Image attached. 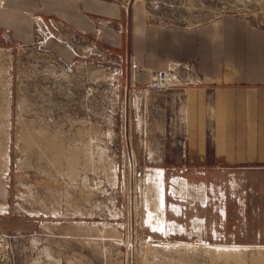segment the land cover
Listing matches in <instances>:
<instances>
[{"label":"rangeland","instance_id":"1","mask_svg":"<svg viewBox=\"0 0 264 264\" xmlns=\"http://www.w3.org/2000/svg\"><path fill=\"white\" fill-rule=\"evenodd\" d=\"M94 1L122 18L60 34L56 0H0V264H264L261 174L144 162L123 49L138 20L264 27V0Z\"/></svg>","mask_w":264,"mask_h":264},{"label":"crops","instance_id":"2","mask_svg":"<svg viewBox=\"0 0 264 264\" xmlns=\"http://www.w3.org/2000/svg\"><path fill=\"white\" fill-rule=\"evenodd\" d=\"M50 16L60 34H90L99 17L118 20L123 12L106 2L56 0ZM132 33L131 47L123 46L131 67L124 93L144 123L143 161L162 169L243 167L264 184V27L223 16L195 29L138 20ZM119 34L103 36L122 46ZM172 69L168 87L149 88L153 72Z\"/></svg>","mask_w":264,"mask_h":264},{"label":"built area","instance_id":"3","mask_svg":"<svg viewBox=\"0 0 264 264\" xmlns=\"http://www.w3.org/2000/svg\"><path fill=\"white\" fill-rule=\"evenodd\" d=\"M173 71L174 69L172 71L160 70L153 72L151 74L149 88L153 90H162L168 87Z\"/></svg>","mask_w":264,"mask_h":264},{"label":"bare ground","instance_id":"4","mask_svg":"<svg viewBox=\"0 0 264 264\" xmlns=\"http://www.w3.org/2000/svg\"><path fill=\"white\" fill-rule=\"evenodd\" d=\"M170 81H171V79H170Z\"/></svg>","mask_w":264,"mask_h":264}]
</instances>
